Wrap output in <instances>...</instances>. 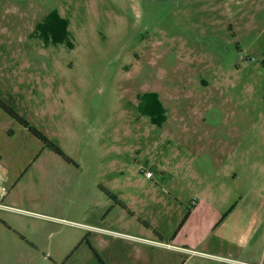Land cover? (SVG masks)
<instances>
[{"label": "rangeland", "instance_id": "obj_1", "mask_svg": "<svg viewBox=\"0 0 264 264\" xmlns=\"http://www.w3.org/2000/svg\"><path fill=\"white\" fill-rule=\"evenodd\" d=\"M0 101V264H264V0H0Z\"/></svg>", "mask_w": 264, "mask_h": 264}, {"label": "trees", "instance_id": "obj_2", "mask_svg": "<svg viewBox=\"0 0 264 264\" xmlns=\"http://www.w3.org/2000/svg\"><path fill=\"white\" fill-rule=\"evenodd\" d=\"M43 24H46V25H52V24H57L58 26H60L62 32L65 33V30H66V23L63 19L59 18L58 16L56 15H52L50 17H48ZM0 105H3L4 104L0 101ZM7 109V112L12 116L14 117L20 124H22L25 128H27L29 130L30 133H32L34 136L36 137H41L38 130L34 127H32L30 125V123L23 117H21L17 112L13 111L11 108H6Z\"/></svg>", "mask_w": 264, "mask_h": 264}, {"label": "crops", "instance_id": "obj_3", "mask_svg": "<svg viewBox=\"0 0 264 264\" xmlns=\"http://www.w3.org/2000/svg\"><path fill=\"white\" fill-rule=\"evenodd\" d=\"M248 235L246 233H243L242 237L239 238L240 242H243L244 240H247Z\"/></svg>", "mask_w": 264, "mask_h": 264}, {"label": "flooded vegetation", "instance_id": "obj_4", "mask_svg": "<svg viewBox=\"0 0 264 264\" xmlns=\"http://www.w3.org/2000/svg\"><path fill=\"white\" fill-rule=\"evenodd\" d=\"M2 108H4L5 110H6V112H7V109L6 108H10V107H7L6 105H0ZM8 113V112H7ZM9 114V113H8ZM10 115V114H9ZM14 118V117H13ZM15 119V118H14ZM16 120V119H15Z\"/></svg>", "mask_w": 264, "mask_h": 264}, {"label": "built area", "instance_id": "obj_5", "mask_svg": "<svg viewBox=\"0 0 264 264\" xmlns=\"http://www.w3.org/2000/svg\"><path fill=\"white\" fill-rule=\"evenodd\" d=\"M148 176H150V174H148ZM0 207H2V204L0 203Z\"/></svg>", "mask_w": 264, "mask_h": 264}]
</instances>
